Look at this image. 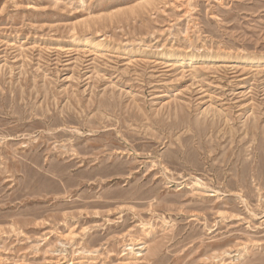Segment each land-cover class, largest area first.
<instances>
[{
  "label": "rangeland",
  "instance_id": "374dc122",
  "mask_svg": "<svg viewBox=\"0 0 264 264\" xmlns=\"http://www.w3.org/2000/svg\"><path fill=\"white\" fill-rule=\"evenodd\" d=\"M0 264H264V0H0Z\"/></svg>",
  "mask_w": 264,
  "mask_h": 264
},
{
  "label": "bare ground",
  "instance_id": "6f19581e",
  "mask_svg": "<svg viewBox=\"0 0 264 264\" xmlns=\"http://www.w3.org/2000/svg\"><path fill=\"white\" fill-rule=\"evenodd\" d=\"M87 41V40H86ZM187 59V58H186ZM181 61V60H180Z\"/></svg>",
  "mask_w": 264,
  "mask_h": 264
}]
</instances>
